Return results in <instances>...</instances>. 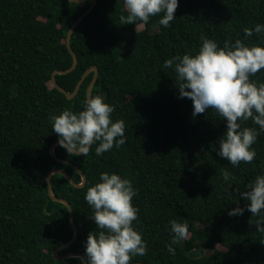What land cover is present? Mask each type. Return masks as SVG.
Masks as SVG:
<instances>
[{
    "label": "trees",
    "instance_id": "16d2710c",
    "mask_svg": "<svg viewBox=\"0 0 264 264\" xmlns=\"http://www.w3.org/2000/svg\"><path fill=\"white\" fill-rule=\"evenodd\" d=\"M91 2L0 0V264L82 263L79 256H53L73 229L67 206L51 198L46 178L63 169L81 182L74 166L50 152L59 139L50 117L83 110L93 71L72 98L53 85L51 76L72 65L66 34ZM122 14L127 15L123 0H96L71 34L75 68L55 74L56 82L72 92L85 70L97 66L90 94L101 95L115 108L112 120L125 124V143L99 156L97 144L86 156L54 146L55 155L78 166L86 178L76 187L61 173L50 176L53 195L71 204L78 228L84 225L57 254L85 256L87 235L98 229L84 197L106 172L130 180L137 193L133 227L147 253L131 264H264V233L249 224L248 202L239 195L264 174V131L251 120L241 122L259 133L252 145L256 157L251 164L231 165L216 151L226 121L212 109L193 117L192 101L179 97L174 65L164 67L173 57L195 55L201 36L218 47L236 39L264 47V34L246 38L243 32L264 25V0H178L167 28L159 24L163 14L137 30L135 24H120ZM250 79L264 83V70ZM225 169L234 177L230 182L222 178ZM237 205L243 214L229 216ZM171 220L186 223L189 232L187 240L172 245L174 254L167 248L174 236Z\"/></svg>",
    "mask_w": 264,
    "mask_h": 264
},
{
    "label": "clouds",
    "instance_id": "9594fccd",
    "mask_svg": "<svg viewBox=\"0 0 264 264\" xmlns=\"http://www.w3.org/2000/svg\"><path fill=\"white\" fill-rule=\"evenodd\" d=\"M123 4L127 15H120V24H135L137 30L150 17L163 14L159 24L167 28L176 17L178 0H123ZM243 32L246 38L254 33L264 34V25L244 28ZM201 41L195 55L173 57L164 62V67L174 65L179 97L192 101L193 117L212 109L226 121V131L218 140L217 155L233 166L241 162L251 164L256 157L252 145L259 133L252 127L242 128L241 122L251 120L264 131V83L257 84L250 79L264 70V47L247 46L240 39L234 43L226 40L223 47L203 36ZM114 111L101 95L90 94L78 113L63 110L51 116L52 131L59 138V146L71 156H86L92 145L97 144L95 153L99 156L114 146L123 145L125 124L123 120H112ZM221 175L226 182L234 179L226 169ZM245 187L246 191L237 189V192L248 202L249 224L264 233V174ZM136 195L131 181L115 173H101L99 182L87 188L84 198L93 209L89 218L98 231H90L87 235L86 264H131L133 257L146 255V243L133 227V221L138 219V209L132 203ZM243 212L244 208L237 205L228 215L238 216ZM169 223L174 236L167 248L174 254L172 245L188 239V225L176 220Z\"/></svg>",
    "mask_w": 264,
    "mask_h": 264
},
{
    "label": "water",
    "instance_id": "95a60500",
    "mask_svg": "<svg viewBox=\"0 0 264 264\" xmlns=\"http://www.w3.org/2000/svg\"><path fill=\"white\" fill-rule=\"evenodd\" d=\"M73 2H84L86 0H71ZM96 3V0H92L90 6L77 18L75 19L72 24L70 25L68 31H67V34H66V39H65V42H66V46H67V49L68 51L70 52V54L72 55L73 57V63L70 67H68L67 69H64V70H54L52 72V76H51V80H52V83L53 85L61 92H63L67 98H72L78 91L83 79L86 77V75L90 72V71H93V77L89 83V85L87 86V89H86V97L88 98V96L90 95V91H91V87L93 86L94 82L96 81V78H97V73H98V69H97V66L93 65V66H90L89 68H87L85 70V72L82 74L81 78L78 80V82L76 83L74 89L72 92H68L66 89H64L62 86H60L57 82H56V79H55V74L56 73H59V74H64V73H67V72H70L72 71L76 64H77V56H76V53L74 52V50L72 49L71 47V44H70V39H71V34L73 32V30L75 29V27L78 25V23L80 22V20L85 16L87 15L91 10L92 8L94 7ZM58 144V140L55 141L52 146L50 147V152L51 154L57 159V160H60V161H64L72 166L75 167V169L79 172L80 176H81V182H75L73 180V178L71 177L70 174H68L66 171H64L63 169H55V170H52L48 173L47 175V185H48V191H49V194L51 196L52 199L56 200V201H59V202H62L64 203L66 206H67V209H68V215H69V220H70V223H71V226H72V229H73V236L72 238L67 241L66 243H63L61 245H59L58 247H56L53 251V256L55 258H58V259H64V258H68V257H71V256H79L81 257L82 259V263L81 264H86V258L84 255L82 254H79V253H76V252H69V253H65V254H62V255H58L57 252L65 247H68L70 246L77 238V235H78V232L79 230H84V225L81 224L80 228L77 227L76 223L74 222V217H73V209H72V206L71 204L64 198H59V197H56L53 195L52 193V186H51V182H50V176L55 173V172H58V173H61L63 174L70 182L71 184H73L74 186L76 187H81L85 184V181H86V178H85V174L80 170V168L78 166H76L75 164H73L72 162L70 161H67V160H64V159H61L59 158L58 156L55 155L54 153V146Z\"/></svg>",
    "mask_w": 264,
    "mask_h": 264
},
{
    "label": "rangeland",
    "instance_id": "374dc122",
    "mask_svg": "<svg viewBox=\"0 0 264 264\" xmlns=\"http://www.w3.org/2000/svg\"><path fill=\"white\" fill-rule=\"evenodd\" d=\"M143 28H144V25H143V27H141V28H138V29H143ZM154 30H156V28H154V27H153V31H154Z\"/></svg>",
    "mask_w": 264,
    "mask_h": 264
}]
</instances>
